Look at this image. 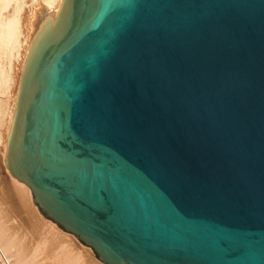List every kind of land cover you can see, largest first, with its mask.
I'll use <instances>...</instances> for the list:
<instances>
[{"label": "water", "instance_id": "1", "mask_svg": "<svg viewBox=\"0 0 264 264\" xmlns=\"http://www.w3.org/2000/svg\"><path fill=\"white\" fill-rule=\"evenodd\" d=\"M4 166L105 264H264V0H60Z\"/></svg>", "mask_w": 264, "mask_h": 264}, {"label": "bare ground", "instance_id": "2", "mask_svg": "<svg viewBox=\"0 0 264 264\" xmlns=\"http://www.w3.org/2000/svg\"><path fill=\"white\" fill-rule=\"evenodd\" d=\"M59 5L60 0H0V152L3 164L7 135L10 130L16 104V94L29 46L33 36L47 13L56 10ZM40 9H45L47 13L40 21L37 29L32 30L35 17ZM1 180H4V178ZM10 181L13 188L9 189L4 186V190L2 192L0 191V203L2 204V202L5 201V204L8 202V206L10 205L11 207L12 205V211L14 209L17 210V214L14 212L16 215H18V211L20 213L23 211L25 213L26 211V215H23L24 213L22 214L25 218L27 215H30L26 209L28 207L29 210L33 208V213L35 214L37 212L35 211L36 207L34 206V209V207H31L32 204L28 205V201L31 196L30 189L24 183L18 181L12 176ZM6 186L8 187V185ZM4 208L0 207V264H83L84 256H82V254H86V252L81 253L82 250L80 252V248L78 251L76 249L74 250L71 242L74 238L72 239L70 237V233L61 230L63 232L62 233L55 223L49 219H46L45 222L39 217L40 219L37 220V213L35 215V217L37 216L36 219L29 218L32 220L33 224L31 223V220H28V217L24 220H27L32 233L39 232L38 234H41V237L43 238L40 237L38 244L32 247L28 252L29 246H26L27 242L22 239L24 235L20 237V233L17 234V232L14 231L16 230V225L13 226V224H11L12 222H9V218L5 219L6 215H8L7 213L9 212L7 209L11 208ZM29 212L32 214V210ZM31 217H33V214ZM19 221L20 220L17 222ZM28 229L29 228H27V233L29 232ZM17 231L19 230L17 229ZM32 233L29 232V235ZM33 237L34 236H32L31 240H34ZM24 242H26V244H24ZM29 242L32 243L30 240ZM44 250L48 252L45 253L43 252ZM40 252L46 256H43ZM85 256L87 257V255ZM39 258L41 261H37ZM43 259L49 261L44 263L45 261L43 262ZM86 263L85 259L84 264Z\"/></svg>", "mask_w": 264, "mask_h": 264}, {"label": "rangeland", "instance_id": "3", "mask_svg": "<svg viewBox=\"0 0 264 264\" xmlns=\"http://www.w3.org/2000/svg\"><path fill=\"white\" fill-rule=\"evenodd\" d=\"M46 13H47V11L45 10V9H40L38 12H37V15H36V17H35V20H34V24L32 25L33 27H32V30H35V29H37V27H38V25H39V23H40V21L44 18V16L46 15ZM16 68H18V67H16ZM17 90V89H16ZM16 93V92H15ZM5 171V172H4ZM7 170H6V168L4 167V164L2 163V161H1V152H0V191L2 192L3 190H4V186L6 187V188H13L12 187V183H11V181H10V179H11V176H10V174L8 173V171L6 172ZM8 173V174H7ZM5 176V177H4ZM4 178V180H1V179H3ZM7 178V179H6ZM9 178V179H8ZM7 180V181H6ZM1 181H2V183H1ZM7 182V183H6ZM10 183V184H9ZM1 184H2V186H1ZM6 185H8V187L6 186ZM11 186V187H10ZM0 196H1V194H0ZM3 201V200H2ZM30 201V202H29ZM28 201V205H30V204H32L31 205V207H36V205L32 202V197L30 196V200ZM5 202V201H4ZM4 202H2V204L0 203V207H5L4 209H7V208H11V209H7V210H9V212L7 213L8 215H6V217H5V219H8L9 218V222L11 223V224H13V226H15L16 225V230H14V231H16L17 232V234H19V236L20 237H22L23 235H24V237H22V239H23V241H26L27 242V244H26V242H24V244H26V246H29L28 247V252L30 251V249L32 248V247H34L35 245H37L38 244V242L40 241V237L42 236L41 234H38V233H32V231H31V228H30V225H28V222H27V220H24V219H26L27 217H28V220H31V219H33V218H37V216H38V219L37 220H39L40 218H41V220H44L45 222H46V219L47 218H45L39 211H38V209H37V207H36V210L35 211H37L36 213L38 214L36 217H35V215H36V213L34 214L33 213V208H31L30 210H29V207L28 208H26L27 210H28V214H30V215H27L26 216V218L25 217H23V215H26L27 214V212L25 211V213H24V211L23 212H19L18 211V215L19 214H21V215H16L17 214V210L16 209H14L13 211H12V205H11V207H10V205L8 206L7 204H8V202L7 203H5L4 204ZM3 205V206H2ZM5 205V206H4ZM26 205H27V202H26ZM35 207H34V209H35ZM32 210V214H33V217H31L32 216V214H31V212H29V211H31ZM12 211V212H11ZM16 214H15V213ZM13 213V214H12ZM24 213V214H23ZM23 214V215H22ZM15 215H16V217H15ZM30 216V217H29ZM12 217V218H11ZM19 217V218H18ZM40 217V218H39ZM21 218V219H20ZM29 218H31V219H29ZM11 219V220H10ZM20 220L19 222H17L18 220ZM15 220V221H14ZM23 221H24V223H25V226H24V223H23ZM26 221V222H25ZM34 221V220H33ZM36 221V220H35ZM44 221H42V222H44ZM51 221V220H50ZM17 222V223H16ZM16 223V224H15ZM19 223H23L22 225L25 227H23L21 224H19ZM31 223L33 224V222H32V220H31ZM26 224H27V227H26ZM55 225H56V223H55ZM18 226H19V228H18ZM22 228H21V227ZM29 226V227H28ZM57 226V225H56ZM58 227V226H57ZM27 228H29L28 230H29V232L30 233H32L31 235H29V232L27 233ZM59 228V227H58ZM17 229L19 230V231H17ZM24 229V230H23ZM60 229V231L62 230L61 228H59ZM23 231V232H22ZM26 231V232H25ZM62 231H64V230H62ZM61 231V232H62ZM22 233V234H21ZM26 233V234H25ZM63 233V232H62ZM68 233V232H67ZM35 234V235H34ZM36 234H38V235H40V236H38V235H36ZM29 235V236H28ZM28 236V237H27ZM32 236H34L33 237V239L34 240H31L32 239ZM37 236V237H36ZM31 237V238H30ZM35 237H36V239H35ZM39 237V238H38ZM70 237L73 239L71 242H72V246L74 247V250L76 249L77 251L79 250V248H80V252H81V250H82V252L81 253H84V252H86V254L84 253V254H82V256H84V261H83V264L85 263V259H86V264H88V262H89V264H105V263H103V262H101L100 260H98L96 257H95V255H94V253H93V251H92V249L89 247V246H86V245H84V244H82L73 234H71L70 233ZM41 238H43V237H41ZM26 239V240H25ZM30 241H32V243L31 242H29V240ZM42 240V239H41ZM74 242V243H73ZM30 243V244H29ZM75 247H77V248H75ZM46 250V249H45ZM43 251V252H48V251ZM84 250H86V251H84ZM40 253H42V252H40ZM42 255L44 256L45 254H43L42 253ZM41 255V256H42ZM47 255H49V254H47ZM85 255H87V257L85 256ZM40 256V257H41ZM46 256V255H45ZM47 258V257H46ZM87 259H88V261H87ZM37 261H41V259L39 258ZM44 263H46V262H48L49 260H45V259H43L42 260ZM47 264V263H46Z\"/></svg>", "mask_w": 264, "mask_h": 264}, {"label": "built area", "instance_id": "4", "mask_svg": "<svg viewBox=\"0 0 264 264\" xmlns=\"http://www.w3.org/2000/svg\"><path fill=\"white\" fill-rule=\"evenodd\" d=\"M3 259H4V257H3ZM4 261H5V259H4Z\"/></svg>", "mask_w": 264, "mask_h": 264}]
</instances>
